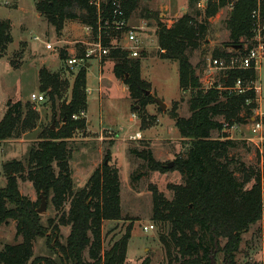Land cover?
<instances>
[{
  "label": "trees",
  "instance_id": "trees-1",
  "mask_svg": "<svg viewBox=\"0 0 264 264\" xmlns=\"http://www.w3.org/2000/svg\"><path fill=\"white\" fill-rule=\"evenodd\" d=\"M92 1L37 0L36 10L58 34L68 21H79L92 28L105 22L111 25L114 19L113 0L101 2L99 10ZM115 1L119 3L126 20L140 3V0ZM196 4L197 0H189V6ZM227 6L230 8L226 22L230 39L228 45L241 46L237 51L231 50L233 54L243 55L245 47L252 45L251 13L259 8L264 16V0H208L202 20H198L200 12L194 15L188 13L170 25L164 24L156 12L144 16L155 22L158 58L177 62L179 88L190 94L188 117H180L176 109L169 113L180 138L188 145L184 155L175 158L173 168L184 183L169 186L173 192L171 201L152 189L153 219L169 226L168 234L160 237L166 257L164 264H214L218 254L223 255L224 264H234V254L239 250L242 235L262 218L261 172L239 162L238 171L242 180L235 177L231 170L234 159L229 151L237 142L225 132L233 126L245 124L254 116L257 98L249 84L255 77L256 68L228 71L221 78V85L214 84L205 89L201 86L196 68L190 63V54L199 49L207 33L208 19ZM10 31V23L0 20V57L12 42ZM108 43L106 39L104 44ZM215 56L230 57L222 50L217 51ZM68 57L65 51L60 53L61 61ZM107 57L114 61V77L123 80L130 98L136 102L133 111L143 113L149 103L155 102L153 96L146 95L150 84L141 78L140 60H133L127 51L120 49L111 50ZM87 70L81 68L77 71L70 99L61 104V127L56 131L48 129L43 134L29 151L26 165L18 160L3 165L6 183L0 188V226L9 221L15 222V233L21 237V242L5 244L0 249V264L125 263L131 228L108 250L103 249L102 240L103 222L121 219L118 169L104 162L82 188L73 190L68 141L76 131L87 127L85 117L80 116L87 110ZM68 73L73 75L70 70ZM238 80L246 89L242 94L230 90ZM66 84L59 74L40 69V93H45L52 104L55 99H61L60 92ZM26 107L27 113L23 117L20 102L7 104L0 121V142L17 139L23 132L35 127L38 115L28 105ZM75 115L78 116L76 120L72 118ZM212 132L220 135L212 138ZM132 154L145 161L152 171H167L165 165L153 158L150 150H133ZM18 179L32 183L37 194L43 193L47 198L52 195V204L60 213L57 224L49 220L47 226L42 225L36 209L37 202L20 194ZM251 180L253 183L247 188ZM67 201L69 209L65 212L63 205ZM59 226L70 227L64 243H59L57 239ZM40 238L45 239L47 249L57 261L51 257L33 258V245ZM222 240L225 241L223 245ZM85 252L87 259L84 258ZM140 264H150V260L145 258Z\"/></svg>",
  "mask_w": 264,
  "mask_h": 264
},
{
  "label": "rangeland",
  "instance_id": "rangeland-1",
  "mask_svg": "<svg viewBox=\"0 0 264 264\" xmlns=\"http://www.w3.org/2000/svg\"><path fill=\"white\" fill-rule=\"evenodd\" d=\"M36 3L37 0H0V20L10 23L12 36V42L0 57V121L8 103L20 102L23 117L27 113L26 105L38 115L34 128L26 130L17 139L0 142V188L6 183L3 165L11 160H18L26 165L29 151L41 140L43 134L48 129L56 131L61 127L60 107L70 99L76 73H67L64 62L60 60V53L65 51L70 57H81L78 55L85 52L87 43L96 41L99 36L103 39L110 36L126 47L120 33H116L107 22L98 24L87 34L84 30L87 25L79 21H68L58 34L37 12ZM154 12L159 14L164 24L170 25L188 13L194 15L195 12H200L198 20H202L204 9H199L197 4L189 6V0H140L139 7L127 20L129 29L142 28V31H138L141 42L139 56L132 59L140 60L141 78L150 84V95L163 102L166 108L160 110L156 103H149L143 113L133 111L132 107L136 102L130 98L123 80L114 77V61L108 57L99 62L91 61L87 70V127L76 131L68 141L74 192L82 188L106 160L107 165L118 169L121 219L103 222L102 240L103 249L108 250L131 228L124 264H140L145 258L150 260V264L166 263L160 237L168 234L169 226L153 219L152 189L155 188L166 200L171 201L173 192L169 186L184 183L181 175L173 168L175 158L184 155L188 145L180 138L169 113L176 109L180 117H188L187 101L190 94L179 88L177 62L162 60L157 56L156 25L153 19L144 17ZM229 13L230 8L227 6L208 19L207 33L199 49L190 54V63L196 68L201 86L205 89L214 84L221 85L223 75L209 65L210 60L217 58L215 53L222 50L230 57L239 55L233 54L228 45L230 39L226 22ZM42 42L51 43L54 51L45 50ZM42 68L59 74L61 80L67 83L61 89V99H55L54 104L45 93H40L39 71ZM254 72L255 77L249 86L255 91L257 109L252 118H256V114L260 112L264 113V60ZM31 94H43L44 100L40 103L32 102ZM252 118L239 125V130L225 131L237 142L229 152L234 159L231 170L239 181L242 180L238 171L239 162L260 172L264 170V161H261L259 152L245 140L249 137ZM219 120L223 122L222 118ZM138 132L143 137L134 139L132 136H137ZM219 135L212 132V138ZM133 150H150L156 161L165 166L173 163V166L167 168L166 172L152 171L145 161L132 154ZM252 183L251 180L247 188ZM17 187L21 195L37 202L38 209L39 194L32 183L18 179ZM51 199L52 195L49 194L46 210L40 215L44 226H47L49 220L57 224L60 216ZM63 209L68 211L69 201L65 202ZM150 225L154 229L143 230ZM15 232L13 221L0 226V249L5 244L21 242V237H17ZM69 232V226H59L58 242L64 243ZM224 242L222 240L221 245ZM38 256L51 257L57 261L56 256L47 249L44 238L37 239L33 245V258ZM84 258L87 259V252L84 253ZM214 264H224L222 254L216 255ZM234 264H264V227L261 221L242 235L239 250L234 254Z\"/></svg>",
  "mask_w": 264,
  "mask_h": 264
},
{
  "label": "built area",
  "instance_id": "built-area-1",
  "mask_svg": "<svg viewBox=\"0 0 264 264\" xmlns=\"http://www.w3.org/2000/svg\"><path fill=\"white\" fill-rule=\"evenodd\" d=\"M109 1V0H107ZM208 0H199L197 2V7L199 9H205ZM101 2L104 0H94L91 3L96 6L99 10ZM113 10V21L111 22V28L116 32L120 33L126 42V47L121 46L120 43L112 39L110 36H107L105 39L100 36L94 42L87 43V49L81 57H68L64 62L65 70L72 71L73 74L77 73L81 68L90 67L91 61L99 62L104 57H107L111 50L120 49L127 51L131 58H136L139 56L140 51V39L138 38V31H142V28L139 30L129 29L127 26V20L124 18V13L120 8V5L117 1L113 0L111 3ZM251 18L253 19V38L252 45L250 48L245 47V54L233 56L230 58H215L209 61L210 68L219 71L223 77L224 74L231 70H247L253 67L257 68L259 64L264 60V16L261 14L260 9L257 8L251 13ZM86 33H90L92 27H84ZM109 40L108 44H104L105 40ZM36 41H39L38 38H35ZM44 48L47 51H54V47L49 42H42ZM231 91L236 92L237 94H242L245 92V87L240 80L236 81L234 86L230 88ZM30 99L32 102L40 103L44 100L43 94H31ZM256 118H252V123L249 128V137L245 140L249 142L260 154L261 161L263 162L264 156V113L260 112L256 114ZM81 117H85L84 113H81ZM74 120L78 116L72 117ZM230 129H238V126H233ZM139 135L135 136L134 139H137ZM260 194H261V210L262 218L261 222L264 224V175L263 169L261 170L260 177ZM154 229L153 225L149 227H144V231Z\"/></svg>",
  "mask_w": 264,
  "mask_h": 264
},
{
  "label": "water",
  "instance_id": "water-1",
  "mask_svg": "<svg viewBox=\"0 0 264 264\" xmlns=\"http://www.w3.org/2000/svg\"><path fill=\"white\" fill-rule=\"evenodd\" d=\"M108 2V1H107ZM230 49L232 50H238L241 48V46H229ZM150 94L149 91H146V95L148 96ZM153 101L157 104V106L159 107L160 110H164L166 108L165 104L155 98H153ZM53 128V126L51 127ZM105 165H107V161H105L104 163ZM173 166V163H169L167 164L165 167L166 168H171ZM39 200H40V206L39 208L37 209V213L39 215L43 214L46 210V202H47V197L43 194V193H40L39 194Z\"/></svg>",
  "mask_w": 264,
  "mask_h": 264
},
{
  "label": "crops",
  "instance_id": "crops-1",
  "mask_svg": "<svg viewBox=\"0 0 264 264\" xmlns=\"http://www.w3.org/2000/svg\"><path fill=\"white\" fill-rule=\"evenodd\" d=\"M98 80H99V78H98ZM100 81V80H99ZM151 114V113H150ZM87 114L85 113V117H87L86 116ZM151 115H154V114H151ZM88 124H89V122H88ZM239 130V129H238ZM136 134H138L139 135V137H143L142 135H141V133L140 132H138V133H136ZM135 134V135H136ZM133 138L135 137V136H132ZM143 140H145V141H149V139H147V138H143Z\"/></svg>",
  "mask_w": 264,
  "mask_h": 264
}]
</instances>
